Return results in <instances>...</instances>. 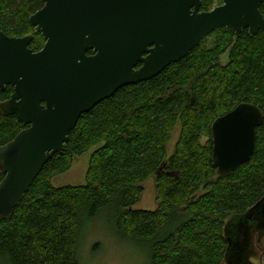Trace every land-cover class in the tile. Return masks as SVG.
<instances>
[{"label":"trees","instance_id":"1","mask_svg":"<svg viewBox=\"0 0 264 264\" xmlns=\"http://www.w3.org/2000/svg\"><path fill=\"white\" fill-rule=\"evenodd\" d=\"M44 4L0 0V30L33 34L30 48L39 51L45 39L30 16ZM212 4L203 0L204 9ZM260 10L264 15V1ZM13 91L0 89V103ZM242 102L264 115V30L236 37L218 28L159 75L118 89L81 116L13 215L0 217V264H81L82 233L102 217L124 238L148 246V264H224L226 229L264 197V119L248 162L219 176L212 160L213 122ZM27 127L0 110V146ZM93 148L84 184L52 183ZM151 178L158 206L137 208Z\"/></svg>","mask_w":264,"mask_h":264},{"label":"water","instance_id":"2","mask_svg":"<svg viewBox=\"0 0 264 264\" xmlns=\"http://www.w3.org/2000/svg\"><path fill=\"white\" fill-rule=\"evenodd\" d=\"M263 1L223 0L201 12L202 0H45L30 16L45 39L39 51L30 48L33 34L0 30V89L14 87L0 110L29 126L0 146V217L13 215L84 113L118 89L159 75L218 28H231L236 37L244 29L251 36L264 30ZM263 119L257 105L242 102L214 121L219 176L251 159ZM263 234L264 197L226 229L225 263L252 264L256 235L260 243Z\"/></svg>","mask_w":264,"mask_h":264},{"label":"rangeland","instance_id":"3","mask_svg":"<svg viewBox=\"0 0 264 264\" xmlns=\"http://www.w3.org/2000/svg\"><path fill=\"white\" fill-rule=\"evenodd\" d=\"M221 61L224 64L227 63L228 54L222 55ZM179 131L180 124L177 125L173 132L168 149L169 154L174 149ZM206 140L204 139V141ZM94 149L76 157L71 169L54 177L52 183L56 187L84 184L89 158ZM157 206L155 181L151 178L143 184V193L137 208L154 210ZM257 237L258 235H256V239ZM256 239L254 245L255 253L250 257V262L252 264H264V234L260 243ZM78 252L81 264H148L149 262L148 246L144 243L132 242L124 238L118 234L112 221H106L103 217L101 219L98 218L84 229Z\"/></svg>","mask_w":264,"mask_h":264},{"label":"flooded vegetation","instance_id":"4","mask_svg":"<svg viewBox=\"0 0 264 264\" xmlns=\"http://www.w3.org/2000/svg\"><path fill=\"white\" fill-rule=\"evenodd\" d=\"M223 4V0H213V4L208 8V9H204L203 7V0H202V5H201V8H200V11L201 12H204V11H210V10H213L214 8L220 6ZM35 27V26H34ZM203 40V39H202ZM201 40V41H202ZM41 50V49H40ZM91 52V53H90ZM89 54H94V51H90ZM147 55V54H146ZM145 55V56H146ZM142 66V63H138V66L137 68H140ZM11 97V96H10ZM3 102V101H2ZM228 113V112H227ZM214 123V122H213ZM212 129V128H211Z\"/></svg>","mask_w":264,"mask_h":264}]
</instances>
